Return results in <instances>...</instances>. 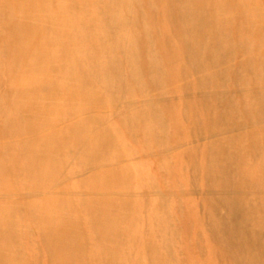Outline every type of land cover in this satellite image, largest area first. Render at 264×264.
<instances>
[{"label": "bare ground", "instance_id": "bare-ground-1", "mask_svg": "<svg viewBox=\"0 0 264 264\" xmlns=\"http://www.w3.org/2000/svg\"><path fill=\"white\" fill-rule=\"evenodd\" d=\"M0 264H264V0H0Z\"/></svg>", "mask_w": 264, "mask_h": 264}]
</instances>
